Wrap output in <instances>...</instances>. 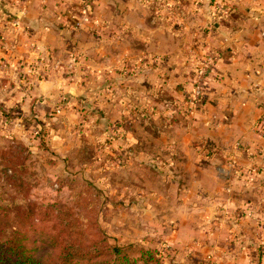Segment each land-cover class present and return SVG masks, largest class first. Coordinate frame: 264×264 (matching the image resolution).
<instances>
[{
  "label": "rangeland",
  "instance_id": "rangeland-1",
  "mask_svg": "<svg viewBox=\"0 0 264 264\" xmlns=\"http://www.w3.org/2000/svg\"><path fill=\"white\" fill-rule=\"evenodd\" d=\"M142 1L152 19L167 9L176 52H138L143 41H127L111 10L95 15L89 2L72 24L32 32L0 1L12 27L0 37V205L32 203L23 229L38 253L65 228V244L100 231L111 245L142 244L153 264H264L260 225L233 230L240 215L225 214L224 179L240 171L222 168L227 141L194 134V82L205 89L219 51L194 52V2ZM12 222L0 209V242Z\"/></svg>",
  "mask_w": 264,
  "mask_h": 264
},
{
  "label": "crops",
  "instance_id": "crops-1",
  "mask_svg": "<svg viewBox=\"0 0 264 264\" xmlns=\"http://www.w3.org/2000/svg\"><path fill=\"white\" fill-rule=\"evenodd\" d=\"M0 1L2 11L20 19L24 28L28 27L32 32L42 26L65 25L70 21L72 24V19L79 17L81 9L89 2L95 11L111 10V16L115 18L110 21L111 26L124 24L127 41H143L138 52H176L178 49L177 37L171 36L172 32H168L164 23L168 22L167 9L157 10L152 19L140 14L141 10L143 13L149 10L148 3L144 4L142 0ZM161 1L179 6L184 4L181 1L185 2ZM190 1L194 2V43L197 44H194V52H206L212 45L220 53L206 75L207 86L195 106L198 119L194 121V134L206 135L216 143L227 141L225 149L220 150L227 160L222 163V168L240 170L238 173L229 171V177L224 179L229 184L224 190V194L229 193L225 214L227 217L240 215L229 227L240 230L243 224L247 223L249 227L258 224L261 230L257 232L259 236H255L264 244V0ZM98 11L95 15L99 16ZM1 15L0 11V37H7L3 28L8 31V27L10 30L12 27ZM95 19L100 25L106 23ZM135 50L128 46L125 52ZM199 118L208 120L207 134L199 132L202 121ZM235 135L241 139L239 146L232 147ZM194 153L197 154L195 150ZM197 161L194 160V169L210 168V164ZM210 175L208 185L212 187L216 185V179L212 173ZM236 207L239 210L236 211ZM233 211L238 213L233 215Z\"/></svg>",
  "mask_w": 264,
  "mask_h": 264
},
{
  "label": "trees",
  "instance_id": "trees-1",
  "mask_svg": "<svg viewBox=\"0 0 264 264\" xmlns=\"http://www.w3.org/2000/svg\"><path fill=\"white\" fill-rule=\"evenodd\" d=\"M5 200L0 209L13 222L6 226L4 241L0 242V264H153L154 256L143 250L142 244L111 245L107 235L100 231L85 244H65L61 236L67 230L61 228L60 234L51 236V246L38 253L40 249L28 245L27 231L23 229L25 219L33 211L32 203L20 205L14 198ZM23 214L28 215L23 217ZM71 221L64 216L62 223L68 225Z\"/></svg>",
  "mask_w": 264,
  "mask_h": 264
},
{
  "label": "built area",
  "instance_id": "built-area-1",
  "mask_svg": "<svg viewBox=\"0 0 264 264\" xmlns=\"http://www.w3.org/2000/svg\"><path fill=\"white\" fill-rule=\"evenodd\" d=\"M213 52V51H212ZM220 57V53L216 52V53H212V58H211V63L214 59H218ZM200 72V69L197 71V74ZM198 82H194V103L195 101L197 102L201 95H202V86H200L199 84H197Z\"/></svg>",
  "mask_w": 264,
  "mask_h": 264
}]
</instances>
